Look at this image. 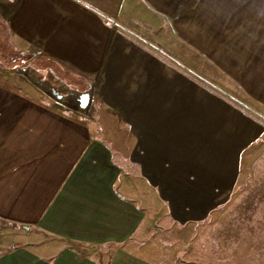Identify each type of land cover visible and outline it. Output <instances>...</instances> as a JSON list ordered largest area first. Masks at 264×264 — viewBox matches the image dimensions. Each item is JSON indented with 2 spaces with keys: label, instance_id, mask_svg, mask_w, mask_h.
Masks as SVG:
<instances>
[{
  "label": "crops",
  "instance_id": "0c3cea01",
  "mask_svg": "<svg viewBox=\"0 0 264 264\" xmlns=\"http://www.w3.org/2000/svg\"><path fill=\"white\" fill-rule=\"evenodd\" d=\"M162 21L147 16L145 0H0V264L211 258L195 169L218 167L219 151H244L263 133L186 75L156 66L135 34L108 28ZM30 64L89 80L105 123L95 129L88 114L45 95L23 74Z\"/></svg>",
  "mask_w": 264,
  "mask_h": 264
},
{
  "label": "rangeland",
  "instance_id": "374dc122",
  "mask_svg": "<svg viewBox=\"0 0 264 264\" xmlns=\"http://www.w3.org/2000/svg\"><path fill=\"white\" fill-rule=\"evenodd\" d=\"M145 1L147 16L163 19L154 30L142 23L129 29L108 22V28L132 39L135 34L136 44L154 56L156 66L186 75L244 114L251 130L263 133L244 151H219L218 167L195 169L203 182L197 186L202 188L197 201L210 212L200 221L203 255H212L203 264H264V108L257 98L259 81H264V0ZM136 6L131 10L141 3ZM104 111L96 94L86 121L96 129L105 123ZM186 198L180 196L179 207Z\"/></svg>",
  "mask_w": 264,
  "mask_h": 264
},
{
  "label": "water",
  "instance_id": "95a60500",
  "mask_svg": "<svg viewBox=\"0 0 264 264\" xmlns=\"http://www.w3.org/2000/svg\"><path fill=\"white\" fill-rule=\"evenodd\" d=\"M23 74L30 83L60 105L81 115L91 111L95 89L89 80L56 65L37 69L30 64L23 69Z\"/></svg>",
  "mask_w": 264,
  "mask_h": 264
},
{
  "label": "flooded vegetation",
  "instance_id": "af4514ba",
  "mask_svg": "<svg viewBox=\"0 0 264 264\" xmlns=\"http://www.w3.org/2000/svg\"><path fill=\"white\" fill-rule=\"evenodd\" d=\"M44 67H46V66H44ZM44 67H42V68H44Z\"/></svg>",
  "mask_w": 264,
  "mask_h": 264
}]
</instances>
